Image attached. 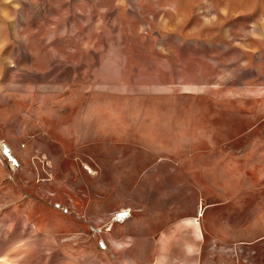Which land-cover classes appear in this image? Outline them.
Masks as SVG:
<instances>
[{
	"label": "rangeland",
	"instance_id": "obj_1",
	"mask_svg": "<svg viewBox=\"0 0 264 264\" xmlns=\"http://www.w3.org/2000/svg\"><path fill=\"white\" fill-rule=\"evenodd\" d=\"M0 139V264H264V0H0Z\"/></svg>",
	"mask_w": 264,
	"mask_h": 264
},
{
	"label": "built area",
	"instance_id": "obj_2",
	"mask_svg": "<svg viewBox=\"0 0 264 264\" xmlns=\"http://www.w3.org/2000/svg\"><path fill=\"white\" fill-rule=\"evenodd\" d=\"M0 154L8 161L9 166L12 169H15L20 166V162L18 158L14 156L11 146L5 143L2 139H0ZM86 167L88 168V166ZM131 214H132V210L129 207L121 208L118 211H115L112 217L110 227L113 224L123 223L126 219H128L131 216ZM100 245L101 247H106V244L103 240L100 243Z\"/></svg>",
	"mask_w": 264,
	"mask_h": 264
}]
</instances>
